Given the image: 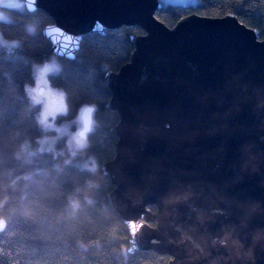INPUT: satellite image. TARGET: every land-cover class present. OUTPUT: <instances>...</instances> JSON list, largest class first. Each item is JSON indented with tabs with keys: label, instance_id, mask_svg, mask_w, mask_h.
I'll return each mask as SVG.
<instances>
[{
	"label": "water",
	"instance_id": "95a60500",
	"mask_svg": "<svg viewBox=\"0 0 264 264\" xmlns=\"http://www.w3.org/2000/svg\"><path fill=\"white\" fill-rule=\"evenodd\" d=\"M22 2L26 11L40 10L51 18L41 34L61 59L73 60L86 34L130 26L143 32L130 36L128 62L103 77L110 92L105 107L117 114L118 122L112 128L114 156L100 165L113 186L107 203L128 231L127 247L136 224L144 222L141 217L149 222L159 218L160 229L146 225L136 232L134 252L168 256L167 264H209L170 243L178 233L160 215L161 196L172 187L191 185L205 194L211 186L217 194L192 201L205 215L200 232L218 235L236 226L247 250L251 234L264 230V39L257 30L231 14H190L169 28L155 17L159 0ZM97 22L103 26L100 31L95 30ZM139 124L149 129L143 138L134 134ZM153 167L160 169L157 178L146 182ZM133 189L142 202L133 203ZM213 208L223 214L212 215ZM246 211L251 214L245 216ZM176 213L175 224L196 225L197 214L186 205ZM216 257H224L220 264H264V245L254 248L252 258L223 248L213 250L209 259Z\"/></svg>",
	"mask_w": 264,
	"mask_h": 264
},
{
	"label": "trees",
	"instance_id": "16d2710c",
	"mask_svg": "<svg viewBox=\"0 0 264 264\" xmlns=\"http://www.w3.org/2000/svg\"><path fill=\"white\" fill-rule=\"evenodd\" d=\"M160 6L155 17L169 28L190 14L206 17L231 14L246 27L257 30L260 40L264 39V0H194L185 5ZM12 15L14 23L0 25V32L7 39H20L22 47L10 55L0 49V158L4 161L0 170L17 169L18 175L21 170L33 171V168L51 170L54 163L50 155H45L34 166L21 169L11 159V146L18 142L13 139L16 132L32 137L40 135L34 119L38 109L30 106L24 85L32 83V64L53 56L51 44L41 34L42 28L52 20L40 10L28 12L25 8ZM27 24L35 27L34 34L25 32ZM133 34L140 36L143 32L130 26L107 29L103 35L86 34L73 60L56 57L61 71L51 78L52 85L64 90L69 104V115L60 120L73 118L82 104L97 106L98 126L89 137L91 146L87 154L94 156L99 164L114 156L117 138L112 128L118 122L117 114L105 107L110 92L103 77L128 62L133 51L129 38ZM80 163L78 157L62 174L52 172L48 178L37 176L41 183L29 184L26 189L21 181L18 185L21 190L10 193L12 200L4 210L9 223L0 233V264H125L121 248L128 246V231L106 199L113 186L107 176L91 177L79 171ZM86 179L100 184L99 189L85 193L91 194L95 203L85 206L71 219L65 213L62 193L83 185ZM148 208L151 212L156 210L154 206ZM60 216L63 219H58ZM80 242L87 245V251ZM168 261V256L139 250L128 258L127 264H167Z\"/></svg>",
	"mask_w": 264,
	"mask_h": 264
},
{
	"label": "clouds",
	"instance_id": "9594fccd",
	"mask_svg": "<svg viewBox=\"0 0 264 264\" xmlns=\"http://www.w3.org/2000/svg\"><path fill=\"white\" fill-rule=\"evenodd\" d=\"M21 0H0V25H10L14 23L13 13L22 11ZM35 27L31 24L25 25V32L28 35L34 34ZM46 35H51V29H45ZM22 47L20 39H7L3 32H0V49H3L6 55H10L14 50ZM61 71V65L53 60H47L43 63H34L31 66L32 83L24 85V94L32 108H37L38 111L34 117L35 124L39 129L40 135L32 137L27 133L16 132L13 139L18 141L11 146V159L16 161L21 169L24 167L34 166L36 161L45 156L50 155L54 163L52 169L33 168V171H20L17 175V169L8 168L0 170V232H3L9 223V217L4 214V210L12 200L11 192L21 190L18 188L20 182L23 181V188L26 189L29 184L39 185L40 180L37 176L48 178L52 172L62 174L66 168L73 164V161L78 157L82 163L79 164L78 170L87 172L91 177L106 176L107 172L100 165L96 158L88 155V150L91 146L89 137L96 130L98 121L95 118L97 106L95 104H82L77 110L72 120H65L58 124L57 119L67 117L69 115V104L67 94L64 90L56 88L52 85L51 78L58 75ZM73 127L75 130L73 131ZM170 125L166 124L165 128L170 129ZM149 129L144 124H139L134 132L136 136L145 137ZM264 139V138H262ZM63 141V147H58V144ZM4 163L0 158V165ZM160 169L153 167L146 173L144 180L153 182L156 180V172ZM175 184L176 182L173 181ZM100 188L97 180L86 179L83 185H77L72 190L62 193L65 204L64 209L67 216L75 219L85 206H92L95 201L91 194L93 190ZM138 190L133 189L129 193L133 203L142 202V197L139 196ZM47 195V193H45ZM216 191L209 186L208 193L205 194L203 189L199 192L194 191L191 185L185 188L172 187L170 190L160 197V207L163 211L160 213L162 217L169 221L168 226L173 227L178 233V238L170 239V243H175L178 246H183L186 253L191 258L200 260H209V264H220L224 257H211L213 250L223 248L226 252L235 254L237 257L246 256L252 258L253 250L257 245H264V230H256L251 234V245L247 250L244 249L243 241L237 232L236 226H229L221 230L218 235H210L206 231L201 233L200 227L205 223V215L203 210H198L192 203L195 198H203L211 200L215 197ZM26 193L21 196L24 199ZM180 205H186L196 215V225L182 226L175 224L176 209ZM212 215L223 214L220 209L213 208ZM251 214V211H246L245 216ZM58 219H63L62 216ZM137 223L136 229L132 231L133 240L130 241L131 247L124 246L121 248V255L127 264L128 258L136 250L135 235L136 232L149 225L155 230L162 227V221L159 218L152 221L144 220ZM128 224L134 222L128 221ZM246 227V220H242L240 228ZM81 243V247L87 251V245ZM96 247L99 248V242ZM174 259V258H173Z\"/></svg>",
	"mask_w": 264,
	"mask_h": 264
},
{
	"label": "rangeland",
	"instance_id": "374dc122",
	"mask_svg": "<svg viewBox=\"0 0 264 264\" xmlns=\"http://www.w3.org/2000/svg\"><path fill=\"white\" fill-rule=\"evenodd\" d=\"M23 0H21V7L22 9L24 8V4L22 2ZM159 2L161 4H178V5H185V4H188V3H193L194 0H159ZM55 60L56 62L59 63V61L57 60V58L53 55L49 60ZM45 62V61H44ZM43 63V62H42ZM57 88V87H56ZM73 118H68V119H65V120H72ZM65 120H60V118L57 119V123L60 124V123H63ZM73 131L75 130V128L73 127L72 129ZM58 147H63V141H61L59 144H58Z\"/></svg>",
	"mask_w": 264,
	"mask_h": 264
},
{
	"label": "snow or ice",
	"instance_id": "6c2138e0",
	"mask_svg": "<svg viewBox=\"0 0 264 264\" xmlns=\"http://www.w3.org/2000/svg\"><path fill=\"white\" fill-rule=\"evenodd\" d=\"M17 6H22V5L18 4ZM102 28H103V26L99 22H97L95 25V30L100 31V30H102Z\"/></svg>",
	"mask_w": 264,
	"mask_h": 264
}]
</instances>
